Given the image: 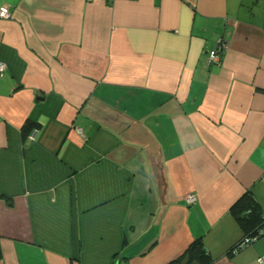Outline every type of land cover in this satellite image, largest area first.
I'll return each instance as SVG.
<instances>
[{
	"label": "crops",
	"instance_id": "0c3cea01",
	"mask_svg": "<svg viewBox=\"0 0 264 264\" xmlns=\"http://www.w3.org/2000/svg\"><path fill=\"white\" fill-rule=\"evenodd\" d=\"M3 5L0 264H264V0Z\"/></svg>",
	"mask_w": 264,
	"mask_h": 264
},
{
	"label": "trees",
	"instance_id": "16d2710c",
	"mask_svg": "<svg viewBox=\"0 0 264 264\" xmlns=\"http://www.w3.org/2000/svg\"><path fill=\"white\" fill-rule=\"evenodd\" d=\"M25 128V134H27V132L32 129L30 125H27ZM239 205L241 210H243V208H246L245 210L249 211V213H247V216L243 217L244 219H242V224L246 226V230H248V232L234 246V248H232L231 253L246 247L251 242L264 234V224H262L264 220L261 217L260 211L255 207L253 201L250 198H245L244 201L240 202ZM239 205L234 206L232 210L237 211L236 208L239 207ZM238 211H240V209H238ZM247 239H249V241L246 242ZM184 259H187L185 263ZM189 262L196 264H210L212 262V258L205 250L202 238H196L188 246L183 255L180 256L173 264H186Z\"/></svg>",
	"mask_w": 264,
	"mask_h": 264
},
{
	"label": "built area",
	"instance_id": "2783aa9c",
	"mask_svg": "<svg viewBox=\"0 0 264 264\" xmlns=\"http://www.w3.org/2000/svg\"><path fill=\"white\" fill-rule=\"evenodd\" d=\"M7 17H9V10H8L7 6H5V5L0 6V18H7ZM208 59H209L210 63L218 64L221 61L220 51L218 49L210 51L209 55H208ZM4 71H5V66L2 63H0V75H3ZM36 134H37V130L32 128V130L30 131L29 136H28L29 139L34 140L36 137ZM195 200H196V197L193 194H189L186 197V201L189 204L194 203ZM247 241H249V239H247L246 242ZM258 260L261 261V259H258Z\"/></svg>",
	"mask_w": 264,
	"mask_h": 264
},
{
	"label": "rangeland",
	"instance_id": "374dc122",
	"mask_svg": "<svg viewBox=\"0 0 264 264\" xmlns=\"http://www.w3.org/2000/svg\"><path fill=\"white\" fill-rule=\"evenodd\" d=\"M186 260H187V259H184V263L186 262ZM186 264H196V263H190V262H189V263H186Z\"/></svg>",
	"mask_w": 264,
	"mask_h": 264
}]
</instances>
